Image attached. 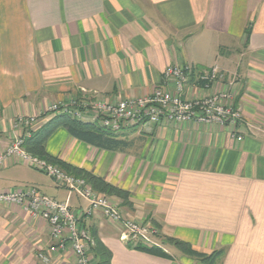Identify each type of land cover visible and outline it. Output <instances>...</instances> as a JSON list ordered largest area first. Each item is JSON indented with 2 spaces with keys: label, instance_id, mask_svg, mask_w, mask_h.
<instances>
[{
  "label": "crops",
  "instance_id": "crops-1",
  "mask_svg": "<svg viewBox=\"0 0 264 264\" xmlns=\"http://www.w3.org/2000/svg\"><path fill=\"white\" fill-rule=\"evenodd\" d=\"M183 65L191 68L183 98L230 93L240 126L144 123L120 131L124 151L58 128L46 152L127 191L131 208L110 198L126 218L156 224L157 236L220 251L212 264H264V0H0V152L29 134L13 127L16 116H36L40 126L53 104L145 98L165 87L167 67ZM212 67L222 78L204 88L199 74ZM29 169L8 159L0 192L24 189L28 178L81 215L85 200ZM80 225L110 252L109 264H202L158 237L167 257L135 250L99 213ZM50 244L44 221L0 205V264H75L69 249L50 253Z\"/></svg>",
  "mask_w": 264,
  "mask_h": 264
},
{
  "label": "built area",
  "instance_id": "built-area-1",
  "mask_svg": "<svg viewBox=\"0 0 264 264\" xmlns=\"http://www.w3.org/2000/svg\"><path fill=\"white\" fill-rule=\"evenodd\" d=\"M190 72L191 68L186 65L167 67L164 71L165 84L163 85L165 87L154 88L145 98L114 102L95 97L93 100L83 101L74 99L68 103L53 104L45 113H69L80 120L98 121L101 126L112 131L144 123L158 124L162 121L169 123L195 120L203 124L213 123L233 128L240 126L242 115L233 108V97L230 93L199 100L183 98V88ZM218 78H222V75L217 67H212L209 72L199 74L198 77L204 88H208ZM37 119L36 116L19 115L14 118L13 127L29 133L38 126ZM236 140L241 141V137H236ZM12 157L46 174L56 185L65 188L69 194H74L87 203L81 215L77 216L72 212L68 200L58 201L32 187L0 192V205L21 206L30 216L39 218L47 224L52 242L48 252L69 249L75 264H91L88 251L92 238L90 233L80 225V219L82 215L90 216L95 213L121 226L126 234L123 238L146 246H158L156 243L158 233L154 226L126 218L110 197L94 192L83 179L69 176L56 166L29 156L22 149V136H14L9 146L0 152V169ZM38 257L44 263L48 262L46 255L39 254Z\"/></svg>",
  "mask_w": 264,
  "mask_h": 264
},
{
  "label": "trees",
  "instance_id": "trees-1",
  "mask_svg": "<svg viewBox=\"0 0 264 264\" xmlns=\"http://www.w3.org/2000/svg\"><path fill=\"white\" fill-rule=\"evenodd\" d=\"M246 34H248L247 30ZM50 114L52 116H50L45 123L30 131L27 136H22V149L29 156L56 166L69 176L83 179L94 192L107 197L116 198L121 201L122 206L131 208L129 193L127 191L109 184L104 179L84 169L71 166L46 152V142L58 128L65 129L72 138L90 146L108 151H124L129 144L126 140L120 138V131L125 128L119 131H112L101 126L98 121L91 122L80 120L69 113ZM152 225L158 228L156 224L153 223ZM90 236L93 242L92 251L97 258V264H109L110 252L102 245L95 233L91 232ZM156 238L162 244L171 246L181 254L198 260L202 264H212L221 253L220 251H214L210 254H204L194 250L190 244L184 241L170 237H161L160 235L156 236ZM130 246L138 251L167 257L159 246H146L140 242L134 241H130Z\"/></svg>",
  "mask_w": 264,
  "mask_h": 264
},
{
  "label": "rangeland",
  "instance_id": "rangeland-1",
  "mask_svg": "<svg viewBox=\"0 0 264 264\" xmlns=\"http://www.w3.org/2000/svg\"><path fill=\"white\" fill-rule=\"evenodd\" d=\"M29 170H31V171H33V172H36V173H38L39 175V177H41V179L43 180V181H45V180H47V181H49V182H51L52 181V179L49 177V176H47L46 174H44V173H42V172H40V171H38V170H35V169H29ZM28 179V178H27ZM27 179H25L27 182V184H20V185H18L17 186V188H19V187H24V188H29V187H34V185H31V184H29V182H28V180ZM53 182V181H52ZM54 183V182H53ZM20 189H23V188H20ZM151 239V238H150ZM152 240H153V238H152ZM156 243H158L159 244V242H156Z\"/></svg>",
  "mask_w": 264,
  "mask_h": 264
}]
</instances>
